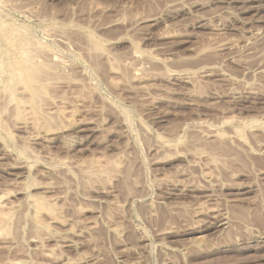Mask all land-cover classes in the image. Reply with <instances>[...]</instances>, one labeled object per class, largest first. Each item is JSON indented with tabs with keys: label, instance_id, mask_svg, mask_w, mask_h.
<instances>
[{
	"label": "rangeland",
	"instance_id": "1",
	"mask_svg": "<svg viewBox=\"0 0 264 264\" xmlns=\"http://www.w3.org/2000/svg\"><path fill=\"white\" fill-rule=\"evenodd\" d=\"M263 1L0 0V264H264Z\"/></svg>",
	"mask_w": 264,
	"mask_h": 264
},
{
	"label": "bare ground",
	"instance_id": "2",
	"mask_svg": "<svg viewBox=\"0 0 264 264\" xmlns=\"http://www.w3.org/2000/svg\"><path fill=\"white\" fill-rule=\"evenodd\" d=\"M264 2V1H263ZM228 10V9H227ZM1 26V25H0ZM220 31V30H219ZM10 34H13V33H10ZM24 41V40H23ZM26 41V40H25ZM34 42V41H33ZM91 42V41H90ZM24 43V42H23ZM28 43V42H27ZM1 45V44H0ZM28 48V47H27ZM91 49V48H90ZM97 49H98V47H97ZM33 50V49H32ZM38 50V49H37ZM2 51V50H1ZM29 51V50H28ZM41 51V50H40ZM98 51H100V50H98ZM33 52V51H32ZM4 53H5V51H4ZM29 53H31L30 51H29ZM33 54V53H32ZM23 55H28V53H26V51L25 52H23ZM13 56V55H12ZM33 56V55H32ZM32 56L30 55V57L29 58H32ZM1 57V56H0ZM36 57V56H35ZM7 58V57H6ZM23 58H25L24 56H23ZM33 58H34V56H33ZM3 59V58H2ZM43 59V58H42ZM4 60V59H3ZM3 60H1V61H3ZM30 60H25L24 62H23V66H22V70H19V71H17V75H16V77L14 78V82H17V83H20V84H22V88L23 89H25L26 91H28L29 92V95H30V98L29 99H25V101L26 102H29L30 104H32V103H34L36 100V97H37V95H38V90L40 89V87H36V83L39 81V80H41V78L39 77V76H41L40 75V73L38 74V72L40 71H37V66H33L31 63L33 62V60L31 61V62H29ZM40 60H38L37 62H39ZM35 62V61H34ZM61 62V61H60ZM4 63H6L5 61H4ZM13 63V62H12ZM3 65V64H2ZM5 65V64H4ZM14 66V65H13ZM5 68H6V66H5ZM8 68V67H7ZM6 68V69H7ZM39 69V68H38ZM8 70V69H7ZM44 71V70H43ZM6 73V72H5ZM42 73V72H41ZM1 74V73H0ZM43 74V73H42ZM7 75V74H6ZM44 76V75H43ZM43 76H41V77H43ZM11 78V77H10ZM11 81V80H10ZM13 81V80H12ZM45 81V80H44ZM13 82V83H14ZM41 82H42V80H41ZM11 83V82H10ZM9 84V83H8ZM15 85V84H14ZM11 86V85H10ZM9 87V86H8ZM10 89L11 90H9L8 91V95L7 96H9L10 98H13V91H12V87H10ZM24 90V91H25ZM6 93V92H5ZM8 97V98H9ZM25 98V97H24ZM13 101V100H12ZM22 103H24V101H22L21 99H20V104H22ZM2 129V128H1ZM3 131V130H2ZM9 138V137H8ZM25 149V148H24ZM21 150H23V149H21ZM34 200V202H32V204H33V208H34V211L36 212V213H40L41 211H46V210H48V208H47V206H46V204H44L43 202H41V201H39V200H35V199H33ZM32 200V201H33ZM50 210V209H49ZM49 212V211H48ZM7 219H8V216L7 217H3V218H0V230H2V231H5V232H7L8 231V227H7V225H6V223H7ZM41 222H36V224L35 225H37L38 227L40 226H42L41 224H40ZM43 227H44V225H43Z\"/></svg>",
	"mask_w": 264,
	"mask_h": 264
}]
</instances>
